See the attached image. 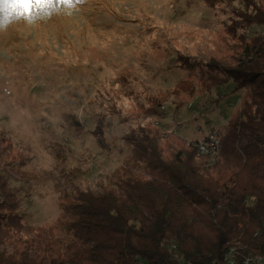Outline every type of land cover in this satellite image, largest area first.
Returning a JSON list of instances; mask_svg holds the SVG:
<instances>
[{
	"label": "rangeland",
	"instance_id": "obj_1",
	"mask_svg": "<svg viewBox=\"0 0 264 264\" xmlns=\"http://www.w3.org/2000/svg\"><path fill=\"white\" fill-rule=\"evenodd\" d=\"M244 6L68 0L31 19L0 12V154L20 172L10 185L31 227L22 236L55 226L74 187L113 186L131 131L152 129L170 156L226 129L245 91L208 79L206 63L235 65L240 41L227 26Z\"/></svg>",
	"mask_w": 264,
	"mask_h": 264
},
{
	"label": "trees",
	"instance_id": "obj_2",
	"mask_svg": "<svg viewBox=\"0 0 264 264\" xmlns=\"http://www.w3.org/2000/svg\"><path fill=\"white\" fill-rule=\"evenodd\" d=\"M229 34L241 52L208 79L245 94L216 154L193 144L165 156L150 128L131 131L115 184L62 195L55 226L31 228L17 210L13 161L0 154V264H264V0H244ZM16 171V172H15ZM21 230V231H19Z\"/></svg>",
	"mask_w": 264,
	"mask_h": 264
},
{
	"label": "snow or ice",
	"instance_id": "obj_3",
	"mask_svg": "<svg viewBox=\"0 0 264 264\" xmlns=\"http://www.w3.org/2000/svg\"><path fill=\"white\" fill-rule=\"evenodd\" d=\"M68 0H0V12L5 19L8 17H33V9L43 10L53 7L56 3H66Z\"/></svg>",
	"mask_w": 264,
	"mask_h": 264
},
{
	"label": "built area",
	"instance_id": "obj_4",
	"mask_svg": "<svg viewBox=\"0 0 264 264\" xmlns=\"http://www.w3.org/2000/svg\"><path fill=\"white\" fill-rule=\"evenodd\" d=\"M213 131V138H206V134L202 139H198L195 143L200 145L201 150L211 149L212 146H216V140L220 138V132L218 129H211Z\"/></svg>",
	"mask_w": 264,
	"mask_h": 264
},
{
	"label": "bare ground",
	"instance_id": "obj_5",
	"mask_svg": "<svg viewBox=\"0 0 264 264\" xmlns=\"http://www.w3.org/2000/svg\"><path fill=\"white\" fill-rule=\"evenodd\" d=\"M221 135V133H220ZM206 138H213V131H208L206 133ZM196 149L198 150L199 154L203 155H210V154H216L218 152V148L220 146V138L219 140H216V146H212L211 149H205L201 150L200 145L198 143H194Z\"/></svg>",
	"mask_w": 264,
	"mask_h": 264
}]
</instances>
